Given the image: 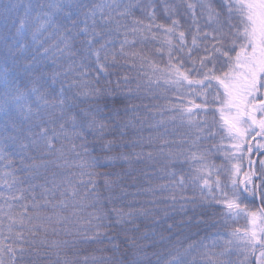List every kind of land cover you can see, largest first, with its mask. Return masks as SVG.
<instances>
[{"label":"snow or ice","instance_id":"obj_1","mask_svg":"<svg viewBox=\"0 0 264 264\" xmlns=\"http://www.w3.org/2000/svg\"><path fill=\"white\" fill-rule=\"evenodd\" d=\"M23 7L20 4L3 2L0 0V10L5 14V18ZM104 5L87 4L83 0H49L47 4L31 5L29 4L23 16L16 15L12 19V27L15 29L11 36L12 43L8 45L6 55L11 56L12 66L6 67L2 74L3 84L5 87L4 103L0 105V112L5 117V130L11 131L9 137L13 142L16 141V133L25 132L23 122H28L25 139L27 144H21L22 148H31L34 152L40 154L43 160L46 156L59 153L58 159H64L63 149L55 147V141H58L61 135L67 137L68 130L66 126H71L72 135L81 141L79 145L73 143L72 151L75 152L79 163L76 165L81 169L80 176L87 175L89 177L87 184L92 186V190H96V184L93 177L103 176L104 186L108 190H112L118 185L119 180L113 177L119 174L112 172H97L99 168H110L117 160H123L131 164L132 159L126 154L112 155L116 148V137L126 135L125 129L131 126L128 121H121V111L117 104V98L112 95L111 90H104L90 86L86 81L81 82L79 92L74 94L68 102L66 93L71 91V87L65 89L63 85L56 96L58 100L50 101L47 96L48 90L55 92L54 85L57 82L59 73H52L49 78L44 64V55L40 48H31L27 40V35L32 29L35 20H39V26L32 32L33 40L36 33L41 30H53L58 35L60 44L63 48L59 51L68 54L78 53L81 68H94L98 74L96 83H99V74L107 75L110 66L114 67L117 63L115 55L112 58V65L107 63L108 47L111 42L113 32L119 34L121 25L117 22V26L113 28L110 16L103 13ZM110 7V6H109ZM117 8L121 5L117 4ZM141 11L147 12V8L151 5H138ZM189 9L197 7L191 3L187 4ZM199 7L202 11H206L208 22L212 25L211 32L201 33L197 26L195 34L192 37V46L188 47L185 31H178L180 27L177 20L171 21V26L164 27L154 23L155 16L148 13L152 23L143 25L141 20L134 19L133 26L128 29L125 27L124 40L121 43V55H131L139 58L142 68H150L151 75L147 71L142 73L148 78V83H160L161 80L165 84L172 85L178 90L187 86L189 94L203 97L199 104L189 101L190 107L182 108L180 105H174L179 108L182 115L187 116L189 125H193V117L198 113H203L206 118L210 113L213 117L212 124L207 119L203 124L196 123L194 126L201 133H206L209 137H215L217 131L222 134V139L230 142V147L223 145L217 146L218 152H223L225 163L217 168L215 164H209L204 153H190L185 160L191 159L197 161L200 167L193 170L191 181L200 189V197L203 203L210 206H219L223 212L225 219L234 217H245L249 224V228L241 231L236 229L231 234L232 239L228 241L229 245L239 248L243 254L244 261L242 264H264V159L259 160V169H253L254 161L248 159L249 172L244 173L243 179H239L241 173L240 163L231 164L236 160L242 162L245 158V152L251 156L253 152L264 156V0H215V6L212 3H201ZM36 11L35 18L32 12ZM97 11H100L101 18L98 21L96 17ZM121 16H132L133 5H123V11L119 13ZM83 17V19L81 18ZM170 18V17H169ZM90 21V22H89ZM195 23V21H194ZM155 26L164 28L169 36L177 37L176 44L172 40H167L169 46V63L165 69H160L149 57L137 52H125V46H129L134 42L135 36L144 30L150 31ZM129 32L133 36V41H129ZM104 41L103 43L101 41ZM200 41V43H198ZM8 44V41H5ZM201 44L203 45L201 47ZM41 47H43L41 45ZM173 51L182 53L187 57L191 66H186L184 59L180 56L176 57L173 63ZM44 54L48 52L47 48L43 49ZM196 53L193 55V53ZM94 57V60H93ZM75 63V60L72 61ZM133 67L135 63L133 62ZM160 75L157 76L156 74ZM87 75L81 73V76ZM25 80L27 84H24ZM128 83L127 77L124 78ZM21 84H24L25 91H21ZM31 87H28V85ZM120 81H117L119 87ZM140 85L137 84V88ZM45 91H41V89ZM129 89V95L131 94ZM35 96L38 102L42 101L43 105L51 108V112L45 113L47 119L40 114V105L37 104L36 119L33 120V108L30 104H22L21 101L28 97ZM111 96V103L109 97ZM211 97V98H209ZM128 96H125L127 99ZM122 102V101H121ZM87 103V107L81 105ZM219 107L212 108L211 105L217 104ZM18 114L22 117V121L18 123L14 119V115ZM218 115V119H217ZM49 125L54 127L49 128ZM57 127L59 131H57ZM35 129V130H34ZM92 135L95 140H99L98 152L97 146L94 144L89 150L87 137ZM108 135H112L113 139H107ZM260 139L255 145L251 141ZM199 139V137H197ZM166 140H162L160 152H164V146L167 145ZM247 147L245 148V146ZM79 149V150H77ZM97 152L93 156L92 153ZM136 162L153 161V153H136ZM166 158L173 166H182L184 161L180 159V155L169 150ZM231 164V167H229ZM71 166L65 160V165ZM34 167H38L34 165ZM130 174V173H126ZM169 184L157 186L161 191L172 188L174 190H183L186 185L187 177L182 173L177 174L175 171L166 173ZM255 178V179H254ZM258 181V183H257ZM81 183H84L81 180ZM75 181L68 179L66 186L64 184L53 185L52 189H46L45 193H51L53 197L56 191H60L63 197L58 204H52L53 209L60 207L67 210L71 204L72 215H76L77 207L82 206L81 201H77L79 195L77 188L74 186ZM157 187L149 186L144 191L155 194ZM259 198L261 207L253 211L249 204H254ZM97 201L99 197L97 196ZM111 199V198H109ZM171 199L176 201V196L172 195ZM248 203H245V202ZM50 203L46 200V204ZM196 204L195 200H186L181 204L183 209L187 204ZM93 208L96 204L91 205ZM33 207H38L33 205ZM125 214L117 211L115 217L111 215L105 217L98 216L99 220L108 219L111 226L124 229L128 223H132L126 219ZM11 219V218H10ZM29 219H31L29 217ZM37 220L42 221L35 226V230L31 231V235L35 238L29 241V248H25L23 244L19 247L5 246L0 241V255L5 251L11 254L12 264H38L41 258L40 249L47 247L60 248L62 245L67 247L69 243L75 244L76 240L71 242L65 240L63 242H53L49 245L45 238L41 237V232L47 234L50 230L56 232V226H62L67 223L70 217L60 213H54L52 216L41 217L37 215ZM25 218L13 219L14 224L24 225ZM191 220L185 225L183 222L168 224L163 231L171 233L174 228H182L190 226ZM98 227L104 225L98 224ZM139 232V227L132 229ZM18 239H23V233H17ZM157 233L153 231L151 234L144 233L142 240L152 241L151 246L156 247L155 240ZM97 233L93 239H98ZM113 244L115 250H119L120 244L116 243L120 238V233L115 236L106 237ZM85 239H89L85 237ZM171 236L165 237L162 232L159 236V244L163 245ZM124 243H129V238L124 236ZM131 247L136 249L138 253H142L145 258L133 259L129 264H152L147 257V247L138 244L135 239L130 241ZM259 253L257 256L256 253ZM57 259L55 264H72L66 258L61 257L60 252L55 253ZM249 257H254V261ZM0 264H4L0 259ZM119 264H125V260L119 261ZM157 264H160L159 259ZM165 264H186L180 253L169 251L165 257ZM208 264H213L209 260Z\"/></svg>","mask_w":264,"mask_h":264},{"label":"trees","instance_id":"obj_2","mask_svg":"<svg viewBox=\"0 0 264 264\" xmlns=\"http://www.w3.org/2000/svg\"><path fill=\"white\" fill-rule=\"evenodd\" d=\"M3 2H9V0H3ZM11 2L23 7L7 19L4 12L0 10V105L4 103L5 92L2 74L6 67L10 69L12 66L11 56L6 55L8 45L12 43L11 36L15 31L12 27V19L16 15L23 16L29 4H47L49 0H11ZM83 2L104 5L103 13L110 16L113 28L117 26V22L121 25L119 34L113 32L111 37L107 38L111 41L108 47L107 63L112 65L113 55H115L117 63L114 67H109V74H99L98 84L96 83L98 74L94 68L80 67L78 53L70 55L67 52L59 51L63 45L60 44L58 35L52 29L37 32L35 40H33L32 32L39 26V20L34 19L27 40L31 48L41 49L49 78L52 73H59L54 85L55 92L48 90L50 94L47 98L50 101L58 100L56 93L63 85L65 89L71 87V91L67 92L66 96L69 98L68 102H72L70 98L79 92L82 81L88 82L92 87L111 90L112 95L118 101L116 107L121 111V121L131 123V126L125 129V136L115 138L117 146L112 155L126 154L131 157L132 163L117 160L110 168L96 169L95 171L101 173L119 174L113 177L118 179L119 183L110 191L104 186L103 176L93 177L96 184V190L93 191L92 186L87 184L89 177L87 175L81 177V169L76 166L80 161L75 152L72 151V144L79 145L81 141L72 135L70 125L66 126L67 137L61 135L60 139L54 142L57 149H63L64 159H58L59 153H56L46 156L42 160L40 154L31 148L20 146L28 143V140L25 139L28 122H23L25 132L18 131L16 133L17 139L13 142L9 139L12 135L11 131L5 130L6 121L3 112H0V241L5 246L19 247L23 244L25 248H29L28 242L35 239L31 235V231H34L35 226L42 222L36 219L37 215L46 217L60 213L70 217L69 221L62 226L57 225L55 233L51 230L47 234L41 232V237L45 238L49 245L65 240L69 242L76 240L77 243H69L67 247L62 245L59 249L56 247L41 248V258L38 264H55L57 251L60 252L61 257L70 260L72 264H119L121 260H125V264H129L133 259L145 258L142 253H138L136 249L131 247V239H135L138 244L147 247L146 259H150L152 264H157L158 259L160 264H165V257L169 251L180 253L186 264H208L209 260L213 261V264H242L244 257L238 247L229 245V243L216 248L209 246L214 237L221 236L231 240V234L236 229L241 231L248 229L250 226L247 220L243 216L225 219L219 206L203 203L199 187L191 181L193 170L200 167V164L191 159L185 160V157H188L190 153H195L197 156L204 153L207 162L218 167L225 161L223 152H218L216 147L220 145L230 147L229 141L224 142L226 139H222V134L219 140H214L216 135L209 137L206 130L201 133L194 126L196 123L203 124L205 119L211 124L210 120H213L211 113L206 118L203 113H198L192 118L193 125H189L187 116L182 115L180 109L174 107V105H180L182 108L190 107L191 105L188 103L190 100L199 104L202 102L200 96L189 94L186 85L178 90L172 85L165 84L163 80L159 84L153 82L149 85L148 78L142 73L147 71L151 75L152 70L142 68L138 57L120 54L121 43L125 38L124 26L130 29L134 19L141 20L143 25L152 23L148 13L155 16L154 23L156 25H163L164 27L171 26V21L177 20L180 25L177 32L185 31L187 45L191 47L196 27L200 28L201 33L206 32L203 25L205 11H202L198 7L199 3H195L193 0H83ZM189 3L197 7L189 9L187 7ZM117 4L121 7L117 8ZM127 4L133 5V15H119L123 11V5ZM138 5H151V7H148L147 12H144L141 11L140 7H137ZM35 16L36 11H33L32 17L35 18ZM96 17L99 21L101 18L100 11H97ZM81 18L83 19V17ZM128 39L129 41L134 39L130 32ZM6 40L8 44L5 43ZM167 40H172V43L176 44L177 37L167 35L162 27L153 26L150 31L144 30L138 33L134 42L125 46V52L141 53L149 57L160 69H165L169 63ZM44 48L48 49L46 54L43 52ZM195 54L194 52L193 55ZM177 56L184 59L186 66H191L187 57L176 51H173V63L176 62ZM73 60H75L74 64L72 63ZM133 62L135 67H133ZM82 72L87 75L81 76ZM156 75L159 76L160 74L157 73ZM125 77H127L128 83H125ZM118 80L120 81L119 87H117ZM24 84H27L26 80ZM24 84H21V91H25ZM137 84L140 85L139 88H137ZM28 87L31 85L29 84ZM129 89L132 90L130 95ZM41 91L43 92L45 89L42 88ZM125 96L128 98L125 99ZM21 103L32 106L33 120L36 119L38 103L40 114L45 119H47L45 113L52 111L51 108L43 105L42 101L38 102L35 96L28 97ZM109 103H111V96ZM81 106L87 107L88 105L85 103ZM211 107L217 108L219 105L217 103ZM14 119L18 123L22 121V117L18 114L14 115ZM52 127L54 126L49 125V128ZM57 131H59L58 127ZM107 139L111 140L113 136L108 135ZM259 139L257 137L251 143L255 145ZM162 140L168 142L164 146V152L159 151ZM87 143L89 150L95 144L98 152L99 140H95L92 135H89ZM169 150L180 155V159L184 161L182 166H173L168 161L166 154ZM150 151L153 153V161L145 159L144 162H136V153L143 152L146 154ZM97 152H93L92 155H97ZM262 157L256 152H253L249 157L245 152L246 167L241 171L239 179H243L245 172L253 169L258 170L259 160ZM249 158L254 161L253 169L249 168ZM65 160L71 166H63ZM34 165L38 167H34ZM173 171L177 174L182 173L188 178L185 188L183 190L169 188L161 191L157 186L169 184L166 173ZM68 179L75 181L74 186L79 193L76 199L82 202V206L78 205L74 216L72 215L71 204L67 210L60 207L53 209L52 204H58L63 199L60 196V191H56L55 197L50 192L45 193V190L52 189L54 184L66 186ZM81 180L84 183H81ZM149 186L157 187L155 194L144 191ZM172 195L176 196V201L171 199ZM97 196L99 197L98 201ZM46 200L50 203L46 204ZM186 200H195L197 203H189L181 209V204H184ZM93 203L96 204L95 208L91 206ZM33 205L38 207H33ZM261 206L259 198L255 200L254 204H249L253 211ZM117 211L125 214L131 213L130 216L126 215V219L132 223L126 224L123 230L112 227V222L108 219L101 221L97 218L100 215L105 217L111 215L114 218ZM21 217L25 218L23 226L13 223V219L18 220ZM189 220H191L190 226L174 228L171 233L163 231L168 224L183 222L187 225ZM101 223L104 227L97 226ZM137 226L140 229L139 232L133 231L132 229ZM125 230L129 238L127 244L123 242ZM153 231L157 233L156 247L151 246L152 241L141 239L144 233L151 234ZM117 232L120 233V238L115 242L120 244L119 250H115L113 244L106 238L115 236ZM161 232L165 237L171 236V239L163 245L158 243ZM17 233H23V239H18ZM97 233H99V238L93 239ZM85 237L89 239H85ZM256 255L258 256L259 253L257 252ZM10 257L11 254L7 251L0 255L4 264H12ZM249 259L254 261L255 258L249 257Z\"/></svg>","mask_w":264,"mask_h":264},{"label":"rangeland","instance_id":"obj_3","mask_svg":"<svg viewBox=\"0 0 264 264\" xmlns=\"http://www.w3.org/2000/svg\"><path fill=\"white\" fill-rule=\"evenodd\" d=\"M193 2L195 3H199V5L201 3H212L213 6H215V0H193ZM199 7V6H198ZM203 22H204V27L206 29V32H211L212 30V25L209 24L208 22V18H207V14H206V11L204 13V18H203ZM201 99H203V97L200 96ZM211 98V97H209ZM213 120H210V123L212 124ZM220 136H221V133L217 131L216 133V137L214 138V140H219L220 139ZM224 142H228L227 140H225ZM230 144V142H229ZM261 159H264V156L261 158ZM236 163H240V166H241V171L245 169V160H243L242 162L240 161H236V160H233L231 161V164H236ZM231 164H229V167H231ZM223 165V164H222ZM222 165H219L217 168L221 167ZM241 175V173H240ZM157 237V235H156ZM155 237V238H156ZM150 241V240H149ZM228 241L229 239L225 238V237H221V236H217V237H214L211 241V245L209 247H214L216 248L217 246L219 247L220 245H228Z\"/></svg>","mask_w":264,"mask_h":264}]
</instances>
